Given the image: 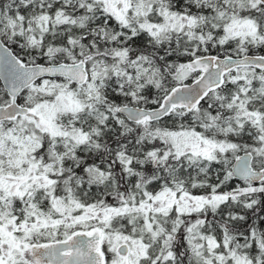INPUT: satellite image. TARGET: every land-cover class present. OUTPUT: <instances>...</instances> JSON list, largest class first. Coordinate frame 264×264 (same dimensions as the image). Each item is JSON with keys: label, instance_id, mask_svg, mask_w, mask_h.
I'll return each instance as SVG.
<instances>
[{"label": "snow or ice", "instance_id": "obj_1", "mask_svg": "<svg viewBox=\"0 0 264 264\" xmlns=\"http://www.w3.org/2000/svg\"><path fill=\"white\" fill-rule=\"evenodd\" d=\"M0 264H264V0H0Z\"/></svg>", "mask_w": 264, "mask_h": 264}]
</instances>
